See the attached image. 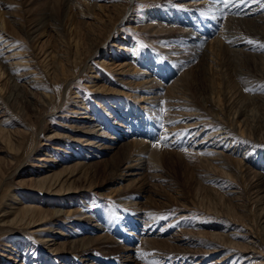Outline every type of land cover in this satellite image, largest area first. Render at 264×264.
Masks as SVG:
<instances>
[{"label": "bare ground", "instance_id": "bare-ground-1", "mask_svg": "<svg viewBox=\"0 0 264 264\" xmlns=\"http://www.w3.org/2000/svg\"><path fill=\"white\" fill-rule=\"evenodd\" d=\"M0 1H4V0H0ZM100 1L103 0H95L93 1V3H91L93 7L97 8L96 9L97 14L94 12L91 13L93 15L98 16L97 23L101 25L104 24L111 25V27L107 29L106 32L108 38L111 39L110 41L114 40V43L113 46L110 47L112 51L110 50L107 52L106 56L108 55L109 56L106 58L104 56L100 60H97L100 66H96V67L102 68L105 72L102 71L95 72L93 70H90V72L94 74L90 75L91 79L89 80V83L86 84V86L92 88L93 92L95 91L96 93L103 94V96L101 97L102 101H100L99 103V105L103 109V110L101 109L102 110L101 113L103 114L107 113L108 115H110V117L112 116L116 117L117 115V120H120L118 122L121 123H117V125L115 126H117V128L118 127L122 128L121 130H119V133L121 135L118 134L114 136V134H112L105 136L104 135L106 134L105 128L102 127V124H104L105 122H103V120H99L98 111L94 110L93 107H90L88 102L86 103V96L82 95L81 90L76 91L73 96V98L75 99L74 101H72L76 105L70 107L69 112L76 114L73 118L75 119V122L79 124L73 126L75 128L73 130L75 132H79V136H76L75 139H73L78 143L79 147L76 146L77 148L75 149L73 148L74 146L71 147L70 151L72 152L68 150L70 147L64 148L61 144L60 146L51 147V149L53 150V154L45 153L44 155L52 158L40 157L39 159H37L41 162H48L49 165L48 166L43 165V167L34 165L40 169L31 170L34 175L29 176L27 178V182L25 181L26 182L25 184L28 185L26 187L29 188L30 191H35L37 193H40L41 195L47 194L50 196L60 197L61 200H56V202L49 201L51 203L54 202V204L58 205L59 207L58 208L54 207L52 209L49 208L42 209L40 207L37 208L32 204H27L26 203L27 200L25 202L20 200L21 198H18L16 193L14 192L11 195V199L9 198L7 200L6 204L4 205L5 208L2 210L3 218L1 221L2 225H0L1 226L0 230H4V227H9V226L10 228H15V229H18L20 227L31 229L38 226H42L43 224H48L46 227H44L47 232V235L45 237L38 234L39 232L43 231L42 227L33 230L34 232H37L38 237L40 238L39 242L47 246L46 248L49 250L48 251L49 256H47V259H49L47 261L48 264H50L49 262H53V257L51 258V255H54V257H56L60 253H66L72 251L78 253L82 257L84 256L82 259L85 262H88L90 261V259H88L87 256L90 254L87 253L93 250H97L93 247V245H95L96 247L102 246L101 248L104 250L107 249L111 242L109 235H107L105 232L106 229L105 225L102 223L101 220H96L95 222L88 223L89 222L88 220L94 217L92 214L86 215L85 214L86 212H83L82 206H84L85 204H80L78 201L79 197L76 196V194H74V193H81L86 190V189L79 190L80 186L79 187L77 185L74 186L75 182L87 181V183L83 185V187H87V188H91L93 184L90 183L91 180L89 177L83 176L84 174L82 172L77 177L78 173L70 170H72L76 166L80 168L83 167V169H86L87 166H89L88 164H90V162L88 163L86 159L90 160L96 157L97 158L101 157V159L99 160L100 162L112 163L110 161H106V159H103V156L116 150L118 155L121 157V160L120 163L111 164L110 166L107 167L106 170L108 172L109 177L106 179V181L109 180L114 175V173H117L118 171H121L120 169H123V173L119 174V177L112 179V182L113 181L117 182L119 180L118 182L122 183L123 181L125 182L131 180V185L129 186L130 187L136 186L140 190L139 195L141 198L145 193L150 194L151 192H153L154 189H156L157 187V183L155 182L157 180L159 181V179H157V174L153 172H155L154 170H158L157 165L160 163V157L168 156L175 152L173 151L172 147L174 146L173 144H176L178 138L180 137L181 131L179 132L178 128L181 129V126L179 127L175 123L173 127H169L167 129L168 140L165 141L167 149L165 148L160 149L159 147L156 146L158 145L157 143L156 145H154L155 143H153V141L156 139L152 140L154 137L157 136L155 135L153 137L154 135L153 133H156V131H153V129H151L152 127H150L146 123H142V121L144 120L146 122L145 117L142 118L143 120L139 121L137 120L139 116L138 117L135 116L134 115L135 113L132 111L137 107L144 108L143 105L147 103L153 105L159 104L160 106L162 103L167 102L166 106H167V113L169 112V116H168L169 120L176 121V118L173 115H178V113L183 115V120L185 122V125L183 127L185 129L183 130L185 131L189 129L190 131L191 130L194 131L193 133L195 139L194 142L197 146V150L194 151V153L202 152L203 155L202 156L200 155V157L197 156L196 153L195 155L199 158L198 160L200 161L201 165L209 169V171L204 174L205 176L203 175V173H201L202 174L201 179L203 181L205 180V182H207L208 184V186L206 185L204 186V190H207V194L211 195L209 197L210 199L214 200L216 206H220L222 209L214 210L213 208L206 206L205 208L207 212L209 213L216 212L217 215L230 219V221H232L233 224L243 225V223H245L244 222L245 216L241 215L240 213L242 212V209L237 208L236 211V208L234 207L233 208L234 211H233L230 204H232L233 201L234 204L232 206L246 207L248 206L247 205L248 203L246 204L244 202L245 200H242V198L244 199L247 197L250 199V200L248 199L250 201L249 204L257 207L256 209H258L259 211V221L257 222L256 227L249 226V224L247 227H245V225L247 224L243 225V228H245V231L247 232V235L245 236L239 234L240 229L236 228V226L232 229L230 228L226 230L224 229L223 226L218 225V223L214 225L203 226L202 224L201 226H198L201 227V229L203 227L205 228L204 230L199 229L200 231L198 230L199 232H197L195 236L198 235L199 237L208 239L205 241H201L199 243L204 247V249L202 250L201 248H199L200 245L198 246V249H201V253H200L197 251H193L196 250L197 248L194 249L190 246V244H194V245L198 244L188 239L189 236L190 238H192L191 235L193 234L192 232L181 230L175 232L174 233L175 235L172 238L170 237L164 238L163 236L158 237L157 235L159 233H157L155 236H152L153 233L156 232L154 228L157 227L156 225L158 224V222L156 221L150 222L149 221L150 219L146 218L143 220L145 221L146 224L145 228L147 229L145 228L141 229L142 230L141 232L146 233V237L143 238L141 245L142 246L149 245L153 249L154 247H156L160 251H165L168 253L169 252L178 253L180 251H184V252H193L194 255L197 253L213 255L217 252H220L222 253V255L218 260H216V263H221V264H244V263L264 264V255H262L264 254L262 251V248H264L263 159L261 158V156L257 158L258 156L257 153L259 152L257 151L255 158H253L254 160L251 159L252 160L251 162V160H249L250 159L249 155H253V154L250 153V149L248 150H243V148L239 149V144L231 145L232 144L231 141H229L228 144L229 146L227 145L229 149H227V147L224 148L223 145L224 143L220 144V141H218L219 139L218 140L215 139L216 135L212 131L205 132V135L203 134L204 136L203 135L201 136V131H200L201 128H198V126H200L201 124V121L198 119L199 113L197 112V110L194 111V109L191 107L190 101L192 102V100H190V98L187 97V94L189 95V93L188 91H185L183 89L187 85L186 76H188L190 72L195 71L197 68L198 71L201 73H207V71L209 72V74L215 73L214 68L216 65L215 64L216 61L213 59V57L217 55V59H218L221 54H225L226 52L231 54L232 57L236 56V58L237 57L239 58L242 55H244L246 58L250 56H254L256 57V59L258 58L259 62L258 60L256 61L255 68L259 72H264V60H263L264 57L262 56L259 57L258 55H252L248 53L246 51V48L248 49V45L250 44L248 41L246 42L243 39L230 41L229 45L235 47L228 48L227 46H225L223 42L224 36L226 34L224 33V31L223 33L221 32L220 34H216V36H214L215 33L213 34L211 32L212 34L210 36L208 35L209 37L207 36V38H203V36H198L199 33L197 34L193 31L195 26L198 25V20H199V19L197 20V15L199 14L198 13L197 15L193 14L197 12L193 8V6L200 5L199 7L203 9L202 10L203 13L210 14V16L211 15L216 16L218 21L224 18L228 12L233 11L235 9L236 10L241 9L243 11L241 15L239 14V16L241 17L253 13V10L256 9L258 6L255 7L252 3L247 7L245 6L242 9L240 6H238L239 4H237V1H233V3H230L227 6H225L222 0H192V1L176 0L177 2L180 1L177 3V4L180 3V5H178L179 7L181 6V8L184 10L189 9V11L186 12L187 15L185 14L187 17H185V15H182L184 18L183 19L181 18L182 19L181 21L184 22L183 25L184 27L181 26L176 27L172 25L171 26L165 25L164 22L166 18L162 19L157 16H152L151 18L149 17L148 20H150V22H146L144 20L136 21L137 19L135 20L132 18L130 19V17H127L126 13L128 7L130 6V3H133L134 1L136 2V0H127L126 4H121L122 8L126 9V11L118 8L117 11L119 15H122L124 11L125 14L121 17V19L119 18L118 20H116L117 19V14H115L116 12L107 9V7L111 6V4H109L111 3V1L105 0L104 3H101ZM144 1L149 2V1H157V0H144ZM160 1L165 2L168 0H160ZM83 3H85V0ZM2 7L4 8L6 7V5H3ZM91 13H88V15L82 14V16L84 17L93 16ZM7 14H9V16L8 18L6 17V19L4 20L0 15V50H1L0 52V125L5 124L6 126L9 127L10 118L8 117H11L12 115L11 112L13 113L17 112L19 114H23L27 111V109H31L33 112H35V110L38 109L42 111L44 109H47L46 116H49L50 113L53 114L55 109L60 110V108H63L62 106L65 104L66 99L63 100L64 91L62 90V88L59 87L44 88L42 87L43 85L42 83L48 82L46 78H49V80H51V83L53 82L54 84L57 85V84H61L62 81H67V79H69L70 77H71L70 82H73V79L76 78L78 71L70 72V69H67L65 63H63L64 61H60V59L54 60L52 64L58 61L59 62L57 64L52 65L51 63H49L50 58L52 56V51L46 49L43 50V48L40 47V44H42L43 42L42 39L46 36V27L49 26L50 24L49 20L52 19L50 15L46 14L45 11H42L39 14H35V15L29 12L27 15L28 19L32 21V25L28 26L29 37L27 40L33 43L32 46L37 48L39 47V50L36 53L34 48L29 51L28 48H24L21 45H19L20 41L14 40V42H11L14 36L12 35V31L10 28H12L13 30L24 29L25 24L21 20V18L18 17L17 15L12 14L10 12ZM260 16H258L257 19ZM255 17H252V19ZM173 18H171V22L172 21L174 22ZM262 18H264V16ZM158 19H161V21ZM123 20H127L129 22V26L127 25V27L133 30L147 31L152 36L158 38L161 36V39H164L166 40L165 42H167V45L163 48L161 47V49L163 51H166L165 53H167V55L173 58L174 60H177L178 62L181 63L189 62L190 64H194L191 63L192 60L194 59V55L196 56L201 55V56H205L208 60V62L203 61L201 64H208V66L198 65L199 66L198 67L196 65L192 69H189L183 75L181 74L180 77L178 76L179 78H177L175 81H171L172 84L168 87L169 90L167 93L160 95L159 89L158 90L156 89L158 88L157 85L159 81L155 79L156 80L155 82L154 80L155 77L152 76L153 73L149 71V68L147 70L146 67L147 65L139 62L138 59L136 60V58L139 55L138 53L136 54V52H134V54H130L131 43L128 41V38H125L124 34L121 37H118V33H122L124 29L123 28H122L123 30L117 29L118 27L116 26L117 25L116 21L122 23ZM232 21L233 20L231 19L230 22ZM251 21L252 20L250 18V20L248 19L243 21L235 20L233 22L239 23L236 26L241 27L244 30V33L247 35L246 36L247 38H252V40H255L254 43L255 45L252 46L253 44H251V46L252 47L256 46L258 48L261 45L262 40H264V28L257 27V25L254 22L252 23ZM231 26L233 27L234 25ZM175 41L181 42L180 44H182V46L177 47L178 44H175V46H173V44L176 43ZM98 43H100V40L98 41ZM98 43L96 45L87 46L86 53L89 54L92 52V54H97L98 50H100V47L103 46V44H98ZM72 45L74 47V51L76 54L83 55L85 53L83 50V44H79L77 41H75L74 44ZM243 50H245L246 52ZM240 54L241 56H239ZM53 56L56 57L55 55ZM47 61L48 64L46 63ZM43 62L44 64H41ZM136 64L138 65L140 64V66L142 65L141 66L142 70L140 68H137ZM80 71H82V69ZM106 73L110 74L111 76L112 74L118 75V77H116L115 80L120 84L121 87L115 89L116 91H113L112 93H110L108 91V88H106V86L104 85V82L108 80L105 76ZM79 74L80 73H78V75ZM120 75L129 76V77L124 80V78H122ZM132 77H134L135 79H138L137 77H141L143 80L141 81L140 79H138L140 82L138 81L136 83L137 86L130 87L128 86L127 83L133 82L132 80H130L132 79ZM247 80L249 81V79ZM248 81L244 82V85L246 83H248L247 85L251 84ZM230 85L232 86V90L224 88L220 85L215 86L213 84L207 89L206 92L200 94L197 92L196 94L198 95V98L204 101L203 103L204 105H209V104L211 105L212 107L211 110L213 111V114L215 113L214 116L216 117L217 120H222L223 122L226 123V125L228 124V126H230L233 129L237 127L239 133L242 136L248 134L247 135L248 137H252L250 136L252 134L251 128L253 125L256 126L255 123L257 121V117L253 113H251L252 111L250 112V110L252 109L249 106V101H253V100L250 99L251 97L246 98L245 96L242 95V93L239 92V90L235 89L238 87L233 86L232 84ZM128 87L133 91L127 90ZM150 89L157 91L151 92ZM155 94L158 95L159 97H156ZM107 95H109V97H107ZM122 95L129 97V100L126 98H121ZM254 98L255 100L264 99L262 97H257V98L254 97ZM130 100L135 101V103H130ZM136 103L138 104L141 103V105L138 106L136 105ZM108 105L111 106L110 109ZM189 107H191V109ZM235 109L238 110L237 111L238 113L236 114L237 116L234 114ZM61 116H65V114ZM127 117L129 119L131 117L134 118L133 120L135 123H133V120L131 121L128 120ZM45 121L46 119H43L42 123ZM187 121H192V122H190L187 125L186 124ZM166 127H161V128L166 129ZM0 130L11 132L10 129H6V128H0ZM22 131L24 132V135L28 133V129L27 131L25 130ZM115 133L117 134L118 131L115 130ZM159 133H160V127H159ZM24 135L20 133L19 135L13 136L14 143L19 146L16 152L20 150L22 146V142L25 140ZM160 135H162V132ZM198 135L200 137H198ZM237 136H239V134ZM105 138L107 139V142ZM37 139L38 137L36 138V141ZM36 141L32 147L30 146L31 148L29 147L30 150L28 149L29 151L27 152L28 157L31 156L34 148L36 147ZM83 141H85L86 143L82 144ZM0 144L3 146L5 145L3 144L2 141H0ZM216 147L218 149H215ZM73 149L75 150V152L73 151ZM226 150L229 151L232 150L231 154H233V156H231V154L230 155L224 154ZM3 152H6V150ZM8 152L9 151H7V153ZM54 153L56 154L57 157H54ZM99 153L101 155H99ZM58 156L60 157L59 160L57 159ZM58 167H60V169L57 171L56 168ZM17 170L18 168H16L14 171L16 172ZM106 170L103 171L106 172ZM216 172L218 173L217 175H220V177L222 178L221 180H224V184H220V182H217V177H215L216 179L212 178L211 175L216 176ZM237 173L239 174V178L244 181V185L246 186L247 190L244 191L240 189L242 184L241 181L236 178ZM3 180H5V178ZM236 181H238L239 184ZM153 182L155 183V185H152ZM232 184H237L238 186L235 185L237 188L233 187ZM235 189H240V191H237ZM157 194L158 193H156L155 195ZM23 197L25 198V196ZM31 200H37V199L36 197H34ZM124 200L126 204H128L127 203L128 199H124ZM124 200H121L119 202L121 203ZM155 201L157 202V199H154V201L149 202V205L145 206L146 209L149 210L150 207H153L152 202L156 203ZM78 203L79 206H77L74 211L65 210L62 207V206L69 207ZM81 203H87V202L81 201ZM130 203L133 202L130 201ZM140 208L141 207L138 206L137 209L139 210ZM223 209L225 211H223ZM134 210L136 211V209ZM88 213L90 212L88 211ZM72 214L79 215L80 216L79 220L82 219L87 221L83 225L72 229L71 230L72 235H67L66 232H62V230H60L61 226L60 224L59 225L57 224V221H55V219L56 218L70 219V216ZM148 214L149 213H146L144 216ZM51 221L54 222L50 223ZM54 225H58L59 227L56 228L54 227ZM88 225L90 226L88 227ZM233 230H236L237 232H233ZM48 231H50V233ZM90 232H95V233L92 234ZM194 232L196 231L194 230ZM60 235L64 237L63 240L60 239ZM241 237L244 240L241 241ZM248 238H255L256 240L252 241L249 240ZM13 240L14 239L9 241V243L5 246V247H9V250L7 251L9 254L3 255L6 256V260L3 259L2 264H39L40 260L44 258V253L42 252L39 253L38 251L39 249H37L35 242L31 243V244L34 243L33 245H30L28 243L24 248L21 249V247H23L22 245H20L21 243L15 242ZM175 240L179 241L180 244L177 243H176L177 245H175V243L172 244V241ZM103 246H107V248H104ZM146 246L144 248H146ZM181 246H185V247H181ZM117 249L118 247L113 248V250H117ZM131 249L132 248L127 249L126 247H124L123 250L124 252H128ZM255 254L257 259L254 258ZM123 257L125 256H121V259ZM129 258L128 256H126L124 260L127 261V259ZM57 260L58 259L55 258L54 264L57 263L56 262ZM226 261L227 262L229 261V263H225ZM64 263L67 262L65 261Z\"/></svg>", "mask_w": 264, "mask_h": 264}, {"label": "rangeland", "instance_id": "rangeland-1", "mask_svg": "<svg viewBox=\"0 0 264 264\" xmlns=\"http://www.w3.org/2000/svg\"><path fill=\"white\" fill-rule=\"evenodd\" d=\"M73 1H70V0H4V1H0V15L2 16L3 20L6 19V17L8 18L9 14L7 13L10 12L20 17L21 20L25 24L24 29H20V30L14 29L13 30L12 28H10L12 31V35L14 36L11 42H14V40L20 41L19 45H21L24 48H28L29 51L34 48V50L37 53L39 50V47L37 48V47L32 46L33 43L27 40L29 37L28 26L32 25V21L28 19L27 15L29 12L35 15V14H39L42 11H45L46 14L50 15L52 19L49 20L50 24L49 26L46 27V36L42 39L43 42L42 44H40V47H42L43 50L46 49V50L52 51V56L50 58L49 63L52 64L54 60L60 59V61H64L63 63H65V66L67 67V69H70V72L78 71V73H80L79 75L77 73L76 78L73 79V82H70L71 77L67 79V81H62L61 84H57V85L54 84L53 82L51 83V80H49V78H46L48 82L42 81L43 82L42 87L44 88L45 87H50V88L59 87V88H62V90L64 91L63 100L66 99V102L62 106L63 108H60V110L55 109L53 114L50 113L49 116H46L47 109H44L43 111L38 109V110H35V112H33L31 109H27V111L23 114H19L17 112H14V113L11 112L12 113L11 117H8L10 118L9 127L6 126L5 124L0 125V128L10 129L11 131V132H6V131L0 130V141H2L3 144H5L4 146L0 144V182H1L0 183V205H1L0 206V225H2V222H1L3 218L2 210L5 208L4 205L6 204L9 198L11 199V195L14 192L16 193L18 198H21L20 200H22L23 202L27 200L26 201L27 204H32L36 206L37 208L40 207L42 209H46V208L52 209L54 207L55 208L59 207L58 205L54 204V202L51 203L49 201L56 202V200H61L60 197L50 196L47 194L41 195L40 193H37L35 191H30L29 188L26 187L28 185L25 183L27 182V178L29 176L34 175L31 170L40 169L34 165L42 166V167L43 165L44 166L49 165L48 162H41L37 159H39L40 157L52 158V157H47L46 155H44L45 153L53 154V150L51 149V147L60 146L61 144L64 148L70 147L68 149L69 151L71 150V147L73 146H74L73 147L74 149L77 148L76 146H78V143L73 139H75L76 136H79V132H75L73 130L75 129L73 126H76L79 124H77V122H75V119L73 118L76 114L69 112L70 107L76 105L74 102H72L75 99L73 98V96L76 91L81 90L82 95L86 96V103L88 102L90 107H93L94 110L98 111L99 120H103V122H105L104 124H102V127L105 128V132L107 134V135L104 134L105 136L112 135V134H114V136L118 134L121 135L119 133V130H121L122 128L118 127L119 128L118 129L117 126H115L117 125V123H121V122H118L120 120H117V115L116 117L114 116L110 117V115H108L107 113L106 114L104 113L105 115L101 113L103 109L101 108L99 103L100 101H102L101 97L103 96V94L96 93L95 91L93 92L92 88H89L86 86V84H88L89 80L91 79L90 75L94 74V73H91L90 70H93L95 72L96 71L105 72L102 68H99V67L97 68L96 66H100L97 60H100L104 56L105 58L109 56V55L106 56L107 52L110 51L111 50L110 47L113 46L114 40L110 41L111 39L108 38V35L106 32V30L109 29L111 25H108V24L101 25L97 23L98 16L93 15L91 13V12H94L97 14V11H96L97 8L91 5V3H93V1L95 0H85V3H83L84 0H73ZM110 1L111 3L109 4H111V6L107 7V9L116 12L115 13L117 14L116 20H118L119 18L121 19V17L125 14V11H126V9L122 8L121 4H126L127 0H110ZM233 1H237V4H239L238 6H240L242 9L245 6L247 7L248 5L253 3L255 7L258 6L256 9L253 10V13H255L256 11L257 12L255 14L253 13L249 14L250 17L249 15H244L240 17L239 14L241 15L243 11L241 9H238V10L235 9L233 11L228 12L224 18L218 21L216 16L214 15L210 16V14L203 13L202 11L203 9L199 7L200 5H196L197 7L193 6V8L197 12L193 14L197 15L198 13L199 15H197V20L198 19L199 20H198V25L195 26L193 31L197 34L199 33L198 36H203V38H207V36L208 35L210 36L212 33L213 34L215 33L214 36H216V34H220L221 32L223 33L224 31V33L226 34L224 36L223 42L225 46H227L228 48L235 47V46L229 45L230 41L243 39L246 42L248 41L250 43L248 45V49L246 48V51L248 53L252 55H258L259 57L260 56L264 57V46H263L264 44H262L264 43V40H262V43H261L262 46L260 45L258 47L259 49L256 46L252 47L255 45L254 44L255 40H252V38H247L246 37L247 35L244 33V30L241 27L236 26L239 23L233 22L235 20H239V21L240 20L243 21L247 19L250 20L251 18L252 20L251 22L252 23L254 22L257 25V27L264 28V18H262L264 16V4H263L264 0H233ZM100 2L104 3L105 0L100 1ZM178 2L176 0H168L165 2L160 1V0L149 1V2L144 1V0H136V2L134 1L133 3H130V6L128 7L126 15L127 17H130V19L131 18L135 20L137 19L136 21L144 20L146 22H150V20H148L149 17L151 18L152 16H157L162 19L166 18L164 22L165 25L184 27L183 26L184 22L181 21L184 18L182 15H185V14L187 15L186 12H188L189 9L188 10L182 9L181 6L180 7L178 6L180 5V3L177 4ZM3 5H6L7 8L6 7L3 8L2 7ZM118 8L125 10L122 15L118 14V11H117ZM237 11H239L240 13ZM182 12H185V13H182ZM88 13H91L93 16H86V17L82 16V14L88 15ZM161 14L162 15L164 14V15L162 16ZM186 15L185 17H187ZM258 16L260 17L257 19ZM252 17H255L253 18L254 20L252 19ZM171 18L174 19V22L173 21L171 22ZM231 19L233 20L232 22H230ZM158 20L161 21V19H158ZM116 24H117L116 26L118 27L117 29H122V28L124 29V30L122 29L123 30L122 33H118V37H121L124 34L125 38H128V41L131 43L130 54H134V52H136V54L138 53L139 55L136 58V60L138 59L139 62L147 65L146 66L147 70L149 68V71L153 73L152 76L155 77L154 80L156 79L157 81H159L157 85L158 88L156 89L157 90L159 89L160 95L167 93L169 90L168 87L172 84L171 81H175L177 78L181 76V74L183 75L189 69H192L196 65L197 66L198 65L208 66V64H201L203 61L208 62L207 58L201 55L200 56L194 55V59L191 62L194 64H190L189 62H186V63L178 62L177 60H174L173 58L169 57L167 53H165L166 51H163L161 49V47L163 48L167 45V42H165L166 40L161 39V36L158 38V37L152 36L147 31L133 30L127 27V25L129 26V22L127 20H123L122 23L116 21ZM231 25H234L233 26L234 28ZM237 28L240 30H238ZM99 40H100V43H98ZM75 41H77L79 44H83V50L85 52L83 55L75 53L74 47L72 45L74 44ZM175 42L176 43L174 44L172 43L173 46H175V44H178L177 47L182 46V44H180L181 42H177V41ZM97 43L103 44V46L100 47V50H98V53L92 54L91 52L87 54L86 53L87 46L96 45ZM251 44L253 45L251 46ZM53 55H55L56 57H54ZM239 56H241V54ZM241 57L239 58L238 57L236 58V56L232 57L231 54H229L228 52H226L225 54H221L218 59L216 55L215 57H213V59L216 61L215 62L216 65L214 68L215 73L209 74L208 71L207 73H201L198 71V68H197L195 71L190 72V74L186 76L187 85L183 89L185 91H188L189 93V95L187 94V97H189L190 100H192V102L190 101L191 107L194 109V111L197 110V112L199 113L198 119L201 121V124L200 126H198V128H201L200 130L201 136L203 134L205 135V132L212 131L216 135L215 139L217 140L219 139L218 141H220V144L224 143L223 144L224 148L227 147V149H229L228 144H229V141H231L232 143L231 145L239 144V149H242V148L243 150L250 149V153L253 155H249L250 157L249 160L251 159L254 160L253 158H255L257 151H259L257 153L258 155L257 158L261 156L264 162V99L255 100L254 98V97L264 98L263 97L264 90H262V87H261V86H264V72H259L255 68L256 61L258 60L259 62L258 58L256 59V57L254 56H250L246 58L244 55H242ZM58 62L53 63V64H57ZM46 63L48 64V61ZM41 64H44V62ZM140 64L139 65L136 64V66L137 68L141 69L142 65L140 66ZM81 69L82 71H80ZM105 76L108 80L104 82V85L106 86V88H108V91L110 93H112L113 91H116L115 89L121 87L120 84L115 80V78L118 77V75L112 74L111 76L110 74L106 73ZM120 76L124 78V80L129 77V76H122V75ZM137 78L140 79L141 81L143 80L141 77H137ZM138 79H135L134 77H132V79L130 80H132L133 82L127 83L128 86L130 87L137 86L136 83L139 81ZM247 79H249V81ZM247 81L250 82L252 85L251 84L247 85L248 83H246L245 85L249 87L245 86L244 82H247ZM213 84L215 86L220 85L229 90H232V86L230 85L232 84L233 86L238 87L235 89L239 90V92L242 93L243 96H245L246 98L251 97L250 99L253 101H249V106L252 109L250 110V112L252 111L251 113H253L257 117L256 123L254 122L256 126L253 125L251 128L252 134L250 136H252L253 138L248 137L247 133H246L247 135L242 136L239 133V130L237 127L233 129L230 126H228V124L226 125V123L223 122L222 120H217L216 117L214 116L215 113L213 114V111L211 110L212 108L211 105L210 104L204 105L203 104L204 101L198 98V95L196 94L197 92L199 94L204 93ZM127 90L133 91L129 87ZM157 90L150 89L151 92L152 91L155 92ZM155 96L159 97L156 94ZM107 97H109V95H107ZM121 98H126L129 100V97L125 95H122ZM130 103H135V101L130 100ZM166 104L167 102H164L161 104L162 106L161 105L159 106V104L153 105V104L147 103L143 105L144 108L137 107L136 109L132 111L135 113L134 114L135 116L137 117L139 116L140 119L138 118L137 120L139 121L143 120L142 118L145 117L146 122L144 120L142 121V123H146L147 125L152 127L151 129H153V131H156V133H153L154 134L153 137L155 135L157 136L154 137L152 140L156 139L153 141V143H155L154 145H156L157 143L158 145L156 146L159 147L160 149L161 148L167 149L166 143H165V141L168 140L167 129L169 127H173L175 123L179 127L181 126V129L178 128L179 132L181 131L180 137L178 138L179 141L177 140L176 144H173L174 146L172 147L173 151L175 152L168 156L160 157V163L157 165L158 170H154L155 172L152 171L153 173L157 174V179H159V181L157 180L155 182L157 183L156 189H154V191L151 192L150 194L145 193L141 198L139 195L140 190L136 186L135 187L129 186L131 185V180L125 181V182L123 180H120V181H123L122 183H119L118 182L119 180L117 182H114V181L112 182V179L119 177V174L123 173V169H120L121 171L114 173V175L109 180L106 181V179L109 177L108 172L106 170L107 167L110 166L111 164H118L120 163V160H121V157L118 155L116 150L103 156V159H106V161H110L112 163L100 162L99 160L101 159V157H98V158L96 157L90 160L86 159L88 163L90 162V164H88L89 166H87L86 169H83V167L81 168L77 166L74 167L70 171H75L76 173H78L77 177L82 172L84 174L83 176L89 177L91 180L90 183L93 184L91 188L83 187V185H85L87 181H77L74 184V186L76 185L78 187L80 186L79 190L86 189L84 192L74 193V194H76V196L79 197L78 201L80 204H85L84 206H82L83 212H86L85 213L86 215L92 214L94 217V218L89 219L88 223L95 222L96 220H101L102 223L106 227L105 232L107 235H109L111 243L108 246V248L107 246H103L104 248H107L105 250L101 248L102 246L96 247L95 245H93V247L97 250H93L87 253V254H90L87 256V258L90 259V261L88 262H85L82 259L84 256L82 257L78 253H75L72 251L70 252L65 251L66 253H60L56 257H54V255H51V258L53 257V262H49L50 264L51 263L54 264L55 258L58 259L56 261L58 264H85V263H88V264H91V263L93 264H127V263L128 264H196V263L197 264H221V263H216V260H218L222 255V253L220 252H217L213 255L197 253V252L201 253V249L202 250L204 249V247L199 243L201 241L208 240V239H204L203 237H199L198 235L195 236L197 232H199L200 230H204L205 228L203 227L201 229V227H198V226H201L202 224L204 226V225H214L218 223V225L223 226L225 230L230 229V228L232 229L236 226V228L240 229L239 234L244 235V236L247 235L245 228H243L244 224H247L245 225V227H247L248 224L249 226H253V227L257 226L256 224L259 221V211L258 209H256L257 207L249 204L250 199L247 197L244 199L242 198V200H245L244 202L246 204L248 203L247 204L248 206L246 207L245 206H240V207L232 206L234 204L233 201H232V204H230L232 207V210L234 207L236 208V211H237V208L242 209V212L240 211L239 212L241 213V215L245 216V220H244L245 223H243V225L233 224L232 221H230V219L225 218L223 216H219L216 214V212H212V213L207 212L205 208L206 206H209L210 208H213L214 210L222 209L220 206H216L214 200L210 199L209 197L211 195H208L207 190H204V186L205 185L208 186V184L207 182H205V180L203 181L201 179L202 178L201 173H203L204 175L205 173L209 171V169L207 167L205 168L204 166H202L200 161L198 160L199 158L197 156L199 157L200 155L202 156L203 155L202 152L200 153L195 152L197 156L194 153V151L197 150V146L194 142L195 141L194 134H193L194 131L192 130L190 131L189 129L185 131L183 130L185 129L183 128L185 125V122L183 120V115L179 113L178 115H173L176 118V121L169 120V117H168L169 112L167 113ZM136 105L140 106L141 103L139 104L136 103ZM110 107L111 106H109V109ZM191 107L189 108L191 109ZM237 111L238 110L235 109L234 111L235 113L234 112L233 113L236 115L238 113ZM64 114L65 116H61ZM43 119H46V121L42 123ZM127 119L131 121L134 118L131 117L129 119L127 117ZM190 122L192 121H187L186 124L188 125ZM133 123H135L134 120H133ZM159 127H160V133H159ZM161 127H166V129L161 128ZM27 129H28V133L24 135V132L22 130L27 131ZM115 130L118 131L117 134L115 133ZM161 132H162V135H160ZM20 133L24 135L25 140L22 142V146L20 150L16 152L19 146L14 143L13 136L19 135ZM238 134L239 136H237ZM37 137L38 139L36 141ZM198 137L200 136L198 135ZM158 138L161 140H159ZM105 140L107 142L106 138ZM35 141H36V147L34 148L31 156L28 157L27 152L34 145ZM85 143H86L85 141L82 142V144H85ZM74 149L73 151L75 152ZM215 149H218V148L216 147ZM5 150L6 152H3ZM7 151H9L10 154L9 152L7 153ZM231 151L226 150L224 154L230 155ZM99 155L101 154L99 153ZM231 156H233V154H231ZM54 157H57L55 153H54ZM57 159L59 160L60 157L58 156ZM16 168H18V170L15 172L14 170ZM59 169L60 167L56 168L57 171ZM103 170H106V172ZM217 174L218 173L216 172V176L211 175L212 178L216 179L215 177H217V182H220V184H224V180H221L222 178L220 177V175H217ZM4 178L5 180H3ZM135 178H138V177H135ZM236 178L241 181L242 185L240 184L241 185L240 189L244 191L247 190L246 186L244 185V181L239 178L238 173L236 174ZM236 182L239 184L238 181ZM153 183L152 185H155V183L154 184ZM235 185L238 186L237 184H232L233 187H236ZM240 189H235V190L240 191ZM156 193H158L157 194L158 196L155 195ZM23 196H25V198ZM34 197H36L37 200H31ZM124 199H128V202H127L128 204H126ZM154 199H157V202L156 201H155L156 203L152 202L153 207H150L149 210L146 209L145 206L149 205V202L154 201ZM121 200H124V201L120 203L119 201ZM81 201H86L87 203H81ZM130 201H132L133 203H130ZM79 203L74 204L69 207H64V206L62 207L65 210L74 211L76 207L79 206ZM138 206L141 207L139 209L140 212L137 209ZM134 209H136L138 213ZM88 211L90 213H88ZM223 211L225 210L223 209ZM136 213L138 216L136 215ZM146 213H149V214L144 216ZM79 217L80 216L77 214H72L70 216V219L56 218L55 221H57L58 225L60 224L61 226L60 230H62V232H66L67 235H72L71 234L72 229L83 225L87 221V220H82V219L79 220ZM146 218L150 219L149 220L150 222H154V221L158 222V224L156 225L157 227L155 226L156 228H154L156 232H154L152 236H155L157 233H159L157 235L158 237L163 236L164 238H169V237L172 238L175 235L174 234L175 232H178L181 230L192 232L193 233L191 234L192 238H190L189 236L188 239L194 241V243L196 244L198 243L197 245L190 244L192 248L194 249L197 248L196 250H193V251H197L196 252L197 254L194 255L193 252H184V251H180L178 253L176 252L168 253L165 251H160L156 247H154L153 249L149 245L142 246L141 245L142 240L143 238L146 237V233L141 232L142 231L141 229L145 228L146 224L143 219H146ZM52 222L54 221H51L50 223ZM47 225L48 224H43L42 226H38L35 228H31V229L22 228V227L15 229V228H10L9 226V227H4V230H0V264H2L3 259L6 260V256H3V255L9 254L7 252L9 250V247H5V246L12 239H14L13 241L15 242L21 243L20 245L23 246L21 247V249L24 248L28 243L30 245H33L34 243L33 244L31 243L35 242L37 249H39L38 250L39 253L40 252L44 253V258L40 260L39 264H48L47 261L49 259H47V256H49L48 254L49 250L46 248L47 246L39 242L40 238L38 237V234L42 235L43 237L47 235L46 229L44 228ZM58 225H54V227L57 228L59 227ZM89 226L90 225H88V227ZM41 227L43 230L42 232H39L37 234V232L33 231ZM194 230L196 232H194ZM48 232L50 233V231ZM233 232H237V231L233 230ZM90 233L94 234L95 232H90ZM61 237L63 236L60 235V239L63 240L64 237L63 238ZM248 239L252 241L256 240L255 238H248ZM242 240L244 239L241 237V241ZM174 243L175 245L180 244V242L176 240L172 241V244ZM199 245H200L199 248L201 249H198ZM145 246L146 248H144ZM115 247H118V249L113 250V248ZM124 247H126L127 249L128 248H132V249L129 250L128 252H124L123 250ZM181 247H185V246H181ZM52 248H55V247H52ZM262 251L264 253V248H262ZM121 256H125V257L128 256V258L129 257L130 258L127 259V261H125L124 260L125 257L121 259ZM254 258L257 259L256 254ZM199 260H202V261H199ZM65 261L67 263H64ZM225 263H229V261L228 262L226 261Z\"/></svg>", "mask_w": 264, "mask_h": 264}, {"label": "snow or ice", "instance_id": "snow-or-ice-1", "mask_svg": "<svg viewBox=\"0 0 264 264\" xmlns=\"http://www.w3.org/2000/svg\"><path fill=\"white\" fill-rule=\"evenodd\" d=\"M222 2L224 3L225 6H227L230 3H233V0H222ZM262 90H264V86H261Z\"/></svg>", "mask_w": 264, "mask_h": 264}]
</instances>
